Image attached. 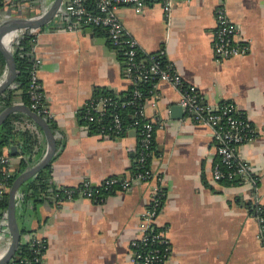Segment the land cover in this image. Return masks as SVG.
<instances>
[{
    "label": "crops",
    "instance_id": "0c3cea01",
    "mask_svg": "<svg viewBox=\"0 0 264 264\" xmlns=\"http://www.w3.org/2000/svg\"><path fill=\"white\" fill-rule=\"evenodd\" d=\"M53 1L2 0L0 26L45 12ZM220 5L238 26L237 42L248 47L245 53L223 60L215 58L213 51L215 10ZM119 15L138 40L144 59L165 50L166 59L198 86L204 102H234L256 130L255 139L237 149L239 158L253 166L256 181H216L218 144L213 129L197 124L193 114L184 110L178 117L172 107L180 104L179 90L168 81L155 80L157 105L147 97L145 113L162 125L155 133L151 168L163 176L165 198L157 223L167 229L171 241L167 264H264L260 225L252 212L257 204H264V0H176L169 20L161 4L153 1L142 12L123 6ZM64 28L54 17L39 36L38 76L54 125L57 153L50 186L41 193L47 199L29 203L21 211L20 222L17 218L28 229L21 238L25 243L33 234L46 238L47 264H130L131 242L138 235L140 214L150 203L151 182L117 189L100 203L80 196L59 204L49 200L53 190L84 181L98 184L113 176L130 178L138 155L135 131L105 137L91 132L83 120L85 103L94 94L104 90L122 94L132 86L125 59L105 28ZM7 70L0 60V82ZM17 86L15 82L12 87ZM15 102L23 101L18 97ZM12 132L10 149L4 151L11 153L16 146L11 153L13 172L23 158L21 147L29 132L38 139L35 152L40 148L39 154L30 156L29 168L37 165L47 151L42 129L25 115ZM18 193L16 205L22 197ZM10 244L5 211L0 217V257Z\"/></svg>",
    "mask_w": 264,
    "mask_h": 264
},
{
    "label": "built area",
    "instance_id": "2783aa9c",
    "mask_svg": "<svg viewBox=\"0 0 264 264\" xmlns=\"http://www.w3.org/2000/svg\"><path fill=\"white\" fill-rule=\"evenodd\" d=\"M8 1V0H5ZM158 2L163 8L165 18H171L176 0H63L58 9L55 20H58L64 29L79 30L84 26H98L105 28L110 42L121 49L126 71L129 74L133 91L132 96L125 100H118L111 96H101L98 99L90 98L86 103L85 118L88 122H96L99 126L98 134L105 137H120L129 131H135L138 137V163L140 170L128 179L109 177L101 183L95 184L84 181L76 187L63 189V193L53 195L57 203L72 200L75 196L88 198L95 203H100L101 191L109 190L121 182L122 189H129L135 182H151V199L145 211L140 214L138 235L131 242L133 257L130 264H167L172 248L171 241L165 227H159L157 218L164 205L165 190L163 176L155 173L149 162L154 154L155 133L162 125L146 117L145 95L140 85L150 79H161L170 82L180 92L179 103L183 110L193 114L194 120L199 125L210 126L218 144V161L213 169V177L216 181H233L237 178H250L253 176V166L239 158L237 149L256 137V130L252 123L239 112L237 105L225 100L217 104H208L203 101V96L198 86L187 81L176 66L166 59L165 50L151 53L147 59L138 58L142 49L138 40L131 35L119 15L123 6H132L137 12H142L145 5L150 2ZM46 12V11H45ZM41 12L31 17H38ZM217 25L214 31L213 51L215 58L223 60L242 53L248 49L247 45L237 42L238 26L230 18L225 6L220 5L215 10ZM21 18V17H20ZM41 28L30 30L26 33H14L10 35L5 44L13 53L20 40L26 34L32 37L33 66L30 75V92L32 110L43 115L48 120L49 110L43 104L44 95L41 92V82L38 71L42 58L37 54ZM152 105H157L156 98L159 93L155 90V81L149 89ZM4 103L0 98V110ZM132 107L133 122L125 126L121 115V108ZM111 111V112H110ZM109 116L111 122L103 123L104 117ZM11 168V155H0V195L9 191L12 184L7 179L13 176ZM19 193L17 194L18 197ZM101 200V201H100ZM254 218L260 225L259 239L264 247V204L255 206ZM33 256L26 259V264H47L46 252L49 242L46 238L33 234L29 239ZM3 255L0 257V259Z\"/></svg>",
    "mask_w": 264,
    "mask_h": 264
},
{
    "label": "trees",
    "instance_id": "16d2710c",
    "mask_svg": "<svg viewBox=\"0 0 264 264\" xmlns=\"http://www.w3.org/2000/svg\"><path fill=\"white\" fill-rule=\"evenodd\" d=\"M21 1H26V0H21ZM2 4L3 2L2 0H0V6ZM32 37L33 35H30V34H26L24 37H22L19 45L16 46L13 52L15 64L18 69V75L16 78V82L18 83V86L16 88L14 87L8 88L3 94L0 95V98L3 100V103H4L3 107H6L14 103L18 97L23 102L28 104L29 106L31 105L30 75H31V69L33 66V56H34V52H32ZM119 53L124 58L121 49H119ZM142 57H143V51L139 53L138 55L139 59ZM0 60H2V62L5 60V57L1 52H0ZM125 64L127 66L126 62ZM156 79L157 78L153 80L152 79L147 80L146 82L140 85V87L144 90L145 98L150 95L149 89L152 87V83ZM40 90L44 95L42 87ZM132 91H133V85L129 88V90L126 93H122V94H117V93H114L113 91L104 90V91H99L96 94H94V96H92V99H98L101 96H111L118 100H125L132 96ZM44 104H46L45 96H44L43 104H41V106H43ZM120 112L124 120V125L125 126L130 125L133 122V118H132V113L134 112L133 108L130 106L126 108H121ZM85 115H86V106H84V110H83L84 123H86L89 126L91 132L98 133L99 126L101 124H98L96 122H88V120L85 118ZM24 116H25L24 114L19 113V112L14 113L0 126V155L5 153L4 151L5 148L10 149V144L12 143L11 133L13 129L16 127V121L21 119ZM27 118L29 117L27 116ZM49 122L51 124L52 129L54 130V125L52 124V120L49 119ZM105 122H111V118L109 116L104 117L103 123ZM37 143H38L37 137L33 133H30V132L27 133L26 138H24L23 145L21 147L22 148L21 155H23V158L20 162L18 169L14 171L13 176L7 179L8 180L7 182L9 184H12L13 181L22 172L26 171L31 166L32 160L30 156H32L34 153L39 154L40 148L39 150L35 152V148L38 145ZM154 145H155V142H154ZM10 155L12 154L10 153ZM137 159H138V155H137ZM149 165H151V160L149 162ZM51 168H52V162L21 186L19 190L22 193L21 202H20V205L19 204L16 205V217L18 218L19 222H20V217L22 215L21 211L24 213L29 203H33L37 205L39 202H42L43 200L45 201L47 199V197H42L41 193L44 191L47 192V188L50 186ZM139 170H140L139 163L137 161L133 165L132 175H134ZM2 177L3 176L0 175V179ZM114 177L119 178V176H114ZM222 182L230 183V181H226V180H223ZM233 182L235 181L233 180ZM63 189H66V188H59V189L53 190L52 197L51 199L49 198V200H52L54 203L57 204L56 198L53 195L57 193L61 195L63 193ZM117 189H122L121 182L114 185L109 190L101 191V195H100L101 200L104 201V199H106L108 195L114 193ZM76 197L77 196H75V198ZM17 201L18 202L20 201L19 198L16 200V202ZM8 206H9L8 192L4 191L0 195V217L4 215L5 211H7ZM252 212L254 213L255 209H253ZM19 227H20L21 235L28 231L26 227L20 224H19ZM32 256H33V253L30 247V242L25 243L22 241V238H21L16 255L7 264H26V259L28 260Z\"/></svg>",
    "mask_w": 264,
    "mask_h": 264
},
{
    "label": "water",
    "instance_id": "95a60500",
    "mask_svg": "<svg viewBox=\"0 0 264 264\" xmlns=\"http://www.w3.org/2000/svg\"><path fill=\"white\" fill-rule=\"evenodd\" d=\"M63 0H54L50 8L38 17L33 18H16L9 22H5L0 26V52L4 55L3 61L7 65L8 74L3 83H0V95L3 94L8 88L12 87L16 82L18 69L15 64L13 53L5 47L6 39L14 33H26L30 30L41 28L50 23L60 8ZM92 31V28H88ZM173 111L177 112V116L183 113L181 104H175L172 107ZM23 113L32 119L43 131L47 141V151L43 159L35 166L22 172L12 183L9 191V206L7 210L8 228L11 235V244L7 252L0 259V264H7L17 252L21 240V231L16 217V200L17 194L21 186L49 165L57 153V140L55 133L51 127L49 120L43 115L32 110V108L25 102H14L6 107L0 113V126L14 113ZM15 133H11L14 137ZM16 146L11 148V153H15Z\"/></svg>",
    "mask_w": 264,
    "mask_h": 264
},
{
    "label": "bare ground",
    "instance_id": "6f19581e",
    "mask_svg": "<svg viewBox=\"0 0 264 264\" xmlns=\"http://www.w3.org/2000/svg\"><path fill=\"white\" fill-rule=\"evenodd\" d=\"M5 47H7L6 44H5ZM7 49H8V47H7ZM7 74H8V70H7ZM7 74H6V77H4L3 80H2L0 83H3V82L6 80V78H7Z\"/></svg>",
    "mask_w": 264,
    "mask_h": 264
}]
</instances>
